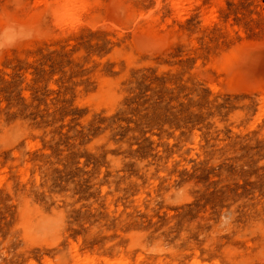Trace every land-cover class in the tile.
I'll return each mask as SVG.
<instances>
[{
	"label": "rangeland",
	"instance_id": "obj_1",
	"mask_svg": "<svg viewBox=\"0 0 264 264\" xmlns=\"http://www.w3.org/2000/svg\"><path fill=\"white\" fill-rule=\"evenodd\" d=\"M120 254L264 264V0H0V264Z\"/></svg>",
	"mask_w": 264,
	"mask_h": 264
},
{
	"label": "bare ground",
	"instance_id": "obj_2",
	"mask_svg": "<svg viewBox=\"0 0 264 264\" xmlns=\"http://www.w3.org/2000/svg\"><path fill=\"white\" fill-rule=\"evenodd\" d=\"M74 4V7L77 9H82L88 2V0H71ZM176 4H180L181 0H174ZM53 15L56 19H58L59 22H71L76 19V16H74V11L71 9V7H68V5L65 3L63 6H56L53 10ZM109 264H129V257L126 254H120L118 257H115L113 259H108ZM60 264V263H58ZM74 264H95L94 258H91L87 255L79 256L78 259L75 261ZM164 264H180L176 261H166ZM188 264H208L202 262L198 258H194L193 261H191ZM219 264V263H217Z\"/></svg>",
	"mask_w": 264,
	"mask_h": 264
}]
</instances>
